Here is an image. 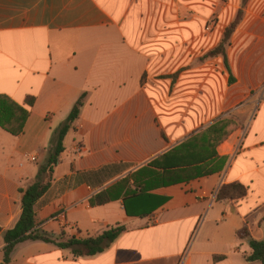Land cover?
<instances>
[{
    "label": "crops",
    "instance_id": "crops-1",
    "mask_svg": "<svg viewBox=\"0 0 264 264\" xmlns=\"http://www.w3.org/2000/svg\"><path fill=\"white\" fill-rule=\"evenodd\" d=\"M214 7L0 0V95L30 109L22 134L0 126V263L4 232L22 214L20 187L85 93L36 203L39 227L76 239L126 231L78 258L25 241L10 264H260L247 256L251 239L264 241V0H249L232 34L230 70L208 54L236 15ZM235 183L244 195L219 197ZM109 188L114 198L98 203Z\"/></svg>",
    "mask_w": 264,
    "mask_h": 264
},
{
    "label": "trees",
    "instance_id": "trees-1",
    "mask_svg": "<svg viewBox=\"0 0 264 264\" xmlns=\"http://www.w3.org/2000/svg\"><path fill=\"white\" fill-rule=\"evenodd\" d=\"M248 2L249 0H243V7H245ZM243 13V9L239 10L235 20L225 30L219 45L208 54L209 56L222 55L228 70H230V66L227 60V46L230 44L232 34L243 18ZM85 96L86 94L84 93L74 105L63 124L53 131L52 144L48 149L45 162L39 166L36 179L29 185L20 187L22 214L17 224L4 232L5 246L3 247V259L0 264H10L11 254L16 245L30 240H40L46 243H52L61 249H69L76 258L94 256L110 248V246L126 231L124 225L118 224L97 235L76 239L65 238L64 235L56 237L39 227L40 221L36 212V203L51 187L55 167L60 162V156L65 150L64 140L68 132L74 128L75 122L80 116ZM34 102V97H29L27 100L29 106H32ZM29 115L30 109L24 105L18 104L5 95H0L1 127L15 135L22 134ZM227 189L233 190L232 196H242L245 194L244 187L235 183L222 187L219 192L220 198L225 197V190L227 191ZM111 191L112 189L109 188L106 192L100 193L97 196V202L103 204L111 201L114 198ZM0 231H2L1 227ZM240 234L245 235L247 232L243 230ZM250 246L252 252L247 256V259L249 261H257L260 264H264V241L251 239Z\"/></svg>",
    "mask_w": 264,
    "mask_h": 264
},
{
    "label": "rangeland",
    "instance_id": "rangeland-1",
    "mask_svg": "<svg viewBox=\"0 0 264 264\" xmlns=\"http://www.w3.org/2000/svg\"><path fill=\"white\" fill-rule=\"evenodd\" d=\"M206 1L207 0H199L200 4H205ZM242 2L243 0H215L214 9L216 13H219L222 10L223 6L229 5L228 10H227L228 13H233L237 16L239 10L243 9V12H244L243 17H244L245 10L248 4L245 7H243ZM213 21L217 23L218 17L216 16Z\"/></svg>",
    "mask_w": 264,
    "mask_h": 264
},
{
    "label": "built area",
    "instance_id": "built-area-1",
    "mask_svg": "<svg viewBox=\"0 0 264 264\" xmlns=\"http://www.w3.org/2000/svg\"><path fill=\"white\" fill-rule=\"evenodd\" d=\"M31 159H32L33 161H35V160H36V157H31Z\"/></svg>",
    "mask_w": 264,
    "mask_h": 264
}]
</instances>
